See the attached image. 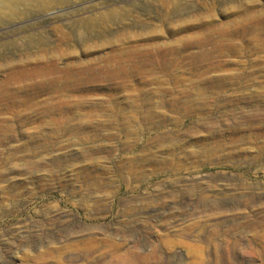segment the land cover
Segmentation results:
<instances>
[{"label": "rangeland", "instance_id": "374dc122", "mask_svg": "<svg viewBox=\"0 0 264 264\" xmlns=\"http://www.w3.org/2000/svg\"><path fill=\"white\" fill-rule=\"evenodd\" d=\"M144 3L154 0H52L47 11L32 3L24 19L0 16V45L12 46L1 62L54 58L74 72L118 45L174 44L264 15V0H232L211 16L184 11L174 31ZM129 8L149 25L115 20L84 43L71 32L72 21ZM56 28L70 34L74 54ZM240 53L221 57L228 71L202 77L137 69L86 90H48L40 105L1 107L0 264H115L116 247L145 256L162 244L155 264H264V49L245 42ZM34 82H11L16 102Z\"/></svg>", "mask_w": 264, "mask_h": 264}, {"label": "bare ground", "instance_id": "6f19581e", "mask_svg": "<svg viewBox=\"0 0 264 264\" xmlns=\"http://www.w3.org/2000/svg\"><path fill=\"white\" fill-rule=\"evenodd\" d=\"M231 1L232 0H210L209 3L205 4L199 0H195L194 2H189L187 0H154V3L151 4L144 3V7L147 10L157 9V20H159L161 27H167L172 25L174 23V18L181 16V13L184 11L201 7L206 10V14L211 16L215 8L225 6ZM34 2L39 5V11H47L50 9L52 0H0V16L9 18L10 20L27 18L30 13L29 8L32 7V3ZM18 5H23L24 9H20ZM125 19H130L133 27H145V25H149L150 22L149 19L133 16L130 8L117 9L72 21L71 32L77 33V41L84 43L92 35L98 36L105 34L106 31L109 32V25L115 20H118L119 23H124ZM174 26L171 30H174ZM55 30L61 42L60 45H64L67 50L70 51L69 54H74V50L72 49L73 51H71L70 48V34L61 28H56ZM159 30L161 29L158 28L157 33H160ZM158 37L162 38L163 36L160 35ZM45 39V36L39 37V41ZM245 42L253 44L254 53L259 54L264 49V15H249L246 21L240 23L232 31L229 30L224 32L217 26H209L190 38L183 37L176 39L174 44L164 41H152L142 46L123 47L118 45L111 53L103 57L102 60L81 65L78 70L74 72L69 68L64 69L56 67L53 60L54 58L41 59L35 62L32 67H29L27 64L17 67L5 60L1 62L2 59H5L3 50L12 47L11 44H3L0 45V71L5 73L6 76L5 80L0 83V110L1 107H3L2 109L6 107H15L18 103L29 106L40 105V103L47 102V100L43 99V96L48 90L54 89L64 91L71 88L72 90H77V88L81 89L85 85L89 86V84L95 81L108 83L113 80L112 77L115 75L123 76L137 69H147L149 71L157 70L164 72L166 76H168L167 73L170 70H183L184 68L189 69V71L201 72V77L203 74H209L214 71L223 72L227 70L226 67L229 66L231 62L222 60L221 57L225 54H241L240 52H242ZM25 44L31 46L33 42L29 39ZM38 76L40 79L37 81L36 78L38 79ZM18 77L35 79L34 83L22 88L21 92L25 93V98L20 102H16L14 99L17 92L15 95L10 92L11 82ZM41 98L43 100H41ZM11 99L13 101L10 102L9 100ZM50 100H52L51 103L57 102V99ZM163 245L164 244L158 245L156 248L154 247V251H150V254L145 256H142L143 254L140 255L138 246H134L132 252L127 250L120 252L123 254H120L118 251L120 250L119 247H116V250L109 256L111 257L112 263L115 264H127L125 261L130 262L129 260L131 257L134 259L133 261H135V264H149L151 261H154L155 264V262H160L163 257L161 256V247H163ZM214 247L215 249L218 248L217 246ZM195 248L189 246V249H192L190 250L191 252L196 251ZM86 252L91 254L89 250Z\"/></svg>", "mask_w": 264, "mask_h": 264}]
</instances>
